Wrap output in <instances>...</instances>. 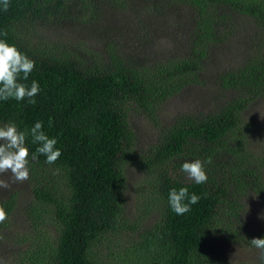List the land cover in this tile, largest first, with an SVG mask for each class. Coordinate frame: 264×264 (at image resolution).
<instances>
[{
	"label": "trees",
	"instance_id": "obj_1",
	"mask_svg": "<svg viewBox=\"0 0 264 264\" xmlns=\"http://www.w3.org/2000/svg\"><path fill=\"white\" fill-rule=\"evenodd\" d=\"M97 1L102 0H10L7 11L0 5V33L7 31L0 39L35 61L28 80L21 82L35 80L40 86L34 105L0 100V126L12 122L23 131L42 121L62 153L52 164L44 155L32 159L39 145L26 137L28 197L14 191L0 198L8 214L0 227L17 220L14 212L22 213L26 227L12 237L25 246L14 253L15 261L0 264H111L104 256L117 248L133 264H258L232 258L215 242L223 237L228 244L248 248L254 247L253 238H264V221L246 241L237 226L245 193L264 202V148L255 152L248 142L253 125L249 107L264 98V0H162L169 6L180 2L184 14L194 17L192 41L188 54H172L146 66L127 65L115 44L98 51L80 41L70 48L47 40L41 26L61 19L76 2L80 20L93 18ZM156 1L149 0L151 7ZM237 18L252 19L261 33L242 61L230 62L212 76L218 96L211 109L175 120L153 144L135 151L130 111L155 123L158 98L202 85L205 60L215 44L229 40L232 48L241 45L234 39ZM208 158L206 183L181 177L182 163ZM128 163L138 173L129 186L151 189L139 198L135 211L156 214L153 224L136 235L138 220L126 216L123 207ZM181 187L201 199L177 215L168 196Z\"/></svg>",
	"mask_w": 264,
	"mask_h": 264
},
{
	"label": "rangeland",
	"instance_id": "obj_2",
	"mask_svg": "<svg viewBox=\"0 0 264 264\" xmlns=\"http://www.w3.org/2000/svg\"><path fill=\"white\" fill-rule=\"evenodd\" d=\"M75 4L66 14L62 15L61 19L41 26L42 32L47 34V40H56L57 43H63L70 48L72 43L80 41L86 45V48L91 47L98 51L104 46L115 44L119 48L120 55L124 56L126 64L130 66H146L172 54L189 53L192 41L190 31L195 26V21L194 17L184 14V9L179 5L180 2L169 6L170 3L157 0L151 7L149 0H125L123 5H117L111 0H102L95 2L97 7V10H94L95 17H85L84 20L79 19L80 16L76 12L79 9L78 2ZM236 21L237 33L234 39L241 42V45H238V48H232L228 43L229 40L215 44L212 52L208 54V59L205 60L206 65L201 75L204 81L202 85L191 84L182 87L173 95H168L163 99L158 98L154 112L155 123L143 117L135 109L130 111V122L136 137L135 151L144 150L148 144H153L161 129L175 120L188 114L203 115L211 109L209 104L218 96L216 84L211 80L212 76H216L218 71L226 70L230 62L237 64L238 61H242L251 49V40H255L257 38L255 36L261 33L252 19L245 21L237 18ZM261 36L264 38V34L261 33ZM248 117L253 122L252 134L249 135L248 142L250 148L257 152L264 148V98L249 107ZM125 168L128 187L123 192L125 196L123 207L127 213L126 216L138 220L136 223L139 230L135 233L136 235L153 224L156 214L152 212L144 216L135 211L139 198L151 189L145 188L141 192L137 190L138 187L129 186L138 177V173L129 163L125 165ZM9 175L10 173L5 174L3 178L8 179ZM181 177L188 179L186 173H183ZM9 184V188L0 189V198L17 191L21 197L27 199L28 180L22 183L9 181ZM133 188H136L135 193ZM241 200L244 204V211L237 223V226L239 225L238 235L246 241L248 239L246 236L260 228L264 221V202L258 195L250 192L245 193ZM14 216L17 220L8 224V227H0L1 263L10 258L15 261L17 256L13 257L14 253L25 246L16 243L12 236L22 233V229L26 227V220L18 211L14 212ZM21 223L23 225L20 229ZM12 224L15 229H11ZM19 229L20 232H16ZM127 236L131 237V234ZM219 239L215 242L216 246L224 247L225 253L232 258L240 261L247 259L249 262L261 264L260 249L251 246L238 247L237 244L224 242L223 237ZM118 252L121 255L119 260ZM109 254L112 255L105 254L104 260L111 264H133L130 258L124 257V253L119 248Z\"/></svg>",
	"mask_w": 264,
	"mask_h": 264
},
{
	"label": "clouds",
	"instance_id": "obj_3",
	"mask_svg": "<svg viewBox=\"0 0 264 264\" xmlns=\"http://www.w3.org/2000/svg\"><path fill=\"white\" fill-rule=\"evenodd\" d=\"M10 0H0V5L4 11L8 10ZM7 36V31L0 33ZM35 67V61L30 59L25 53H22L16 45L10 44L6 39H0V100L7 101L14 99L16 101L27 100L29 104H35V97L40 92L39 83L35 80L31 84L21 81H27L29 74ZM52 121L49 118V126ZM31 135L32 142L38 144L32 159L37 155H44L46 163L52 164L61 156V149L56 147L58 141L56 138H50L43 130V122L37 121L31 129L19 130L18 127L8 122L0 126V189L10 187L9 181L24 182L29 179V149L26 145V137ZM211 158L201 161H185L181 165V171L187 174L188 178L196 184L207 182L205 163H211ZM10 173L8 179L4 175ZM169 204L177 215H183L191 210V205L198 203L200 196L192 193L189 195L187 187H181L179 190L173 188L169 192ZM7 212L0 204V223L7 219ZM251 244L261 250L260 261L264 264V238H253Z\"/></svg>",
	"mask_w": 264,
	"mask_h": 264
}]
</instances>
